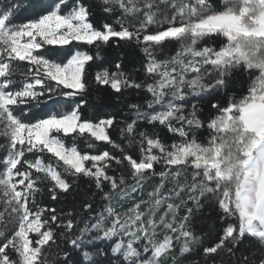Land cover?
Returning a JSON list of instances; mask_svg holds the SVG:
<instances>
[{"label":"snow or ice","instance_id":"snow-or-ice-1","mask_svg":"<svg viewBox=\"0 0 264 264\" xmlns=\"http://www.w3.org/2000/svg\"><path fill=\"white\" fill-rule=\"evenodd\" d=\"M0 264H264V0H0Z\"/></svg>","mask_w":264,"mask_h":264},{"label":"trees","instance_id":"trees-1","mask_svg":"<svg viewBox=\"0 0 264 264\" xmlns=\"http://www.w3.org/2000/svg\"><path fill=\"white\" fill-rule=\"evenodd\" d=\"M94 11H95V20L98 23L103 22L105 20V16L100 11L99 4L96 5ZM109 22H111V20H109ZM68 47H71V45H69ZM175 47H176L175 45H172L171 46L172 49H174ZM123 50L124 51H129L127 48H125ZM106 51L109 52V53H112L114 55L116 52H119L121 50L120 49H115V50L108 49ZM133 57L142 58V54L139 52L138 49H133V50H131L129 52V59H132ZM135 66L138 67V65H135ZM94 71H95V69L90 70V73H89V80L90 81L92 79V74L94 73ZM127 95L129 97L128 102H137V103H139V102L142 101V98H143V94H141V95L138 96L134 91L129 92ZM93 99H95V96H93ZM221 99H223V98L221 97ZM110 103H111L112 107L109 108V109H107L108 111L116 112L118 109H123V104L117 103L115 101V98H111ZM204 106L206 107V104ZM113 138L118 139V134L114 132L113 133ZM99 147L100 148H107L108 146L107 145H104L103 143H101L99 145ZM87 191H88V185H87V183L84 182V181H81L80 182V189H79L80 194H77L74 197V200L72 198H70L69 200L65 201V203L63 205H56V204H54V202H52L50 199L47 198V195H45V197L43 199V204H45V205H51V206H57V207H64L67 210V209H69L71 207V204L73 202L78 203L80 201V199H81L82 194L85 193V192H87ZM209 225L211 226L212 237H211V239L209 241H206L208 243H210L211 240L215 238L216 234L219 232V229L221 228V223L217 219L216 213L214 211L211 212V219L209 221H207V222L202 223L201 227H203L204 230L207 231ZM198 259H199V256L198 255L195 256V257H193V260H198Z\"/></svg>","mask_w":264,"mask_h":264}]
</instances>
